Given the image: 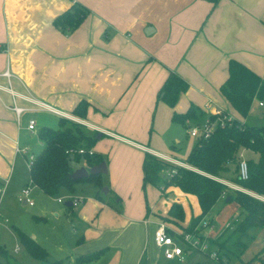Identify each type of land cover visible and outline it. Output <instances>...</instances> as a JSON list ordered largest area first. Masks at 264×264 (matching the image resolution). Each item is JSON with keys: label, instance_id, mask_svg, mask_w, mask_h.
I'll use <instances>...</instances> for the list:
<instances>
[{"label": "crops", "instance_id": "obj_1", "mask_svg": "<svg viewBox=\"0 0 264 264\" xmlns=\"http://www.w3.org/2000/svg\"><path fill=\"white\" fill-rule=\"evenodd\" d=\"M73 3L86 7L89 15L63 35L52 21ZM232 59L264 78V0H220L214 7L203 0H0V188L9 181L15 154L24 156L29 171L23 132L42 149L33 115L71 118L95 135L92 151L105 163L101 180L108 192L106 200L95 190L76 206L65 205L74 194L62 200L70 227L58 231L56 247L63 260L75 264L76 257L102 250L91 264H187L194 251L184 249L181 261L166 260L153 233L172 202L184 212L185 204L196 205L195 216L200 213L197 202L174 187L164 192L150 184L144 188L143 157L160 155L182 165L174 160L179 158V141L173 142L178 124L171 122V114L184 113L190 105L205 115L223 110L246 123L247 117L242 119L219 92ZM170 72L188 83L173 109L156 101ZM81 101L89 105L84 120L70 115ZM13 103L27 110L17 117ZM26 113L30 116L23 120ZM31 119L33 132L27 129ZM190 145L179 159H185ZM241 154L245 160L252 157ZM28 182L18 184V200ZM227 204L220 200L213 207L206 217L211 224L212 211H223ZM204 232L200 235L206 239L219 237L213 229ZM263 234L258 235V251Z\"/></svg>", "mask_w": 264, "mask_h": 264}, {"label": "trees", "instance_id": "obj_2", "mask_svg": "<svg viewBox=\"0 0 264 264\" xmlns=\"http://www.w3.org/2000/svg\"><path fill=\"white\" fill-rule=\"evenodd\" d=\"M212 7L220 0H203ZM89 15V10L78 3H73L67 10L58 15L52 25L61 34L68 35L76 29ZM188 89V83L176 73L170 72L156 94L160 101L173 109L181 93ZM220 94L230 104L232 109L245 119L254 100H264V78L236 60H229L227 77L219 87ZM88 103L81 101L71 111L70 115L84 120ZM222 114L227 112L222 111ZM205 114L190 105L184 113L172 112L171 122L187 129L190 123L199 122ZM211 120L215 117L209 115ZM38 140L42 143L41 151L29 163V181L47 196L53 197L60 190L73 195L79 184H90L97 189L102 188L100 174H90L85 178L73 180L74 168L71 162L83 158L85 167L90 168L103 162L99 155H69V150L84 148L92 149L96 142L95 135L85 133L83 126L64 117L57 118V127L41 126L36 131ZM175 149V146H170ZM247 151L252 157L246 159L247 178L241 180L238 172L240 154ZM185 166L158 158L145 153L142 162V185H153L160 188L174 187L181 194L196 199L200 213L191 218L186 227H180V232L189 234L199 242L206 241L208 245H216L224 249V241L220 237L206 239L200 235L198 224L207 217L213 207L220 201L233 202L238 207V215L231 221L232 233L237 236L236 243L246 248L243 238L248 237L251 230H264V125H248L235 118L223 120V125H217L207 138L195 140L182 162ZM166 172V174H164ZM221 181L229 182L242 189L234 190ZM98 196V193H97ZM72 206L67 207L68 210ZM185 212L180 204H171L167 216L161 217L164 223L179 224L184 220ZM173 235V231L168 230ZM264 235V234H263ZM20 243L28 255L43 264H68L66 260L50 261L48 252L30 236L18 231ZM264 249V248H263ZM220 264H224L227 255L221 256L215 252ZM102 250L75 258V264H91L98 260ZM0 264H17L7 251L0 246ZM253 258L252 260H254ZM227 263V261H226ZM246 264H251L248 261Z\"/></svg>", "mask_w": 264, "mask_h": 264}, {"label": "rangeland", "instance_id": "obj_3", "mask_svg": "<svg viewBox=\"0 0 264 264\" xmlns=\"http://www.w3.org/2000/svg\"><path fill=\"white\" fill-rule=\"evenodd\" d=\"M24 116L25 118L23 117V120H26L30 115L29 113H26ZM32 117L38 121L39 127H57V119L54 116L42 115L37 117V115H33ZM246 124L257 126L264 125V100L262 102L257 100L252 102ZM174 126L173 142L179 141V144L175 145L178 146L177 153L179 158H181L187 153L188 148L191 146L190 144L195 143V140L188 136L185 128L180 125ZM23 140H26V145L29 149L25 156L29 162L30 156H36L41 150L39 147L33 146L36 139H34L32 135L23 132L22 141ZM24 145L25 144L21 143V146ZM179 158L175 157L174 160L182 163L184 159L181 160ZM84 165L85 161L83 158L71 162V166L74 169L84 167ZM180 166L185 165L182 164ZM85 168L88 169L87 167ZM164 174H166V172ZM28 179L29 175L24 156L21 154H15L9 181L6 179L1 182L3 187L0 188V192H2L3 189V193L0 197V246L7 251L11 256V259L17 264H43V262L35 260L28 255L24 246L19 241L18 231H20L30 237L34 236L39 244L42 246L44 245L45 250L50 254V261L64 259V256L57 251L56 247L59 244V241H61V234H59L58 231H61V228L63 229V227L66 228V230H70V227L69 219L64 216L66 207L62 202H57V199H65L66 201L67 192L62 189L57 195L50 197L40 191L37 187L30 185L29 199L32 201L33 205H23L21 200H18L16 197L17 186L20 182L24 180L27 181ZM159 184L160 189L163 192L170 188H164L161 183ZM102 187L107 186L103 184ZM145 187L146 185L144 188ZM95 190L97 191V189L90 184H79L75 187L74 196L78 199H84L83 196L86 197ZM100 197L106 199L107 196L106 194H100ZM171 197H173L172 199H175L174 195H171ZM192 198L195 202L196 199L194 197ZM68 199L72 200L74 198ZM173 203L180 204L177 203V201L172 202V204ZM194 206L191 205L190 207L188 204H185L184 220L178 222L179 224L171 223L170 225L176 230H179V226H186L190 222L192 216H195ZM238 211V207H236L235 203L230 202L226 205V208L223 211H212V224L207 218L203 219L198 224V228L201 232H204V230L207 229L210 230L208 226L211 224L213 233L219 235L220 242L225 240V247L224 249L219 250L216 245H208L206 241H204L202 245L206 246V250H203L202 248L195 250L192 256H189V258L187 256V264H220L219 261H215L207 255L208 252L216 251L219 252L221 256H224L223 254L228 256L227 259H224V264H246L248 261H251V264H264V249L261 247L259 251L257 250L259 248L258 235L261 231L260 229L251 230L248 237L243 238V241L246 244V248L243 249L236 243L237 236L232 233V229L227 228L232 225V222L230 221L234 220L232 218L238 215ZM205 223H207V226H204ZM203 234L205 236L206 232ZM179 244L183 249H186L187 246L184 242L180 241ZM16 246L19 250L14 252ZM253 258L255 259L252 260ZM0 261H3L1 256Z\"/></svg>", "mask_w": 264, "mask_h": 264}, {"label": "built area", "instance_id": "obj_4", "mask_svg": "<svg viewBox=\"0 0 264 264\" xmlns=\"http://www.w3.org/2000/svg\"><path fill=\"white\" fill-rule=\"evenodd\" d=\"M6 77H9L8 72H5L3 74ZM27 102L31 103L32 105L38 107L40 110H46V111H52V108L49 106H46L45 104L41 102H35L34 100H27ZM11 110L16 114L17 117L20 116V114L27 109L17 106L15 103H13ZM223 110L214 109L211 110V112H207L204 119H202L199 122L190 123L187 127V134L190 138L196 140L199 138H207L211 132L216 128L217 125L222 126L223 120H229L231 117L227 114H222ZM209 115H212L215 117L214 120H211L209 118ZM68 118V117H66ZM71 119V118H70ZM36 123L33 119L29 120L27 123V129L31 132L35 130ZM69 155H89L92 156L94 152L92 149L86 150L84 148H77L74 150L68 151ZM156 157L170 161L164 156L157 155ZM32 157L29 158V163L32 161ZM174 163V162H173ZM238 172H239V178L241 180H245L247 178V163L246 160L242 157V154H240V159L238 162ZM29 185H32L31 181L28 182V186L23 188L20 193V200L23 201L25 204L32 206L33 203L29 199V192L30 187ZM234 190H239L240 188L236 186H231ZM1 193V192H0ZM58 202H62L61 199H57ZM82 202L81 199L74 198L71 200V204L73 206H76ZM204 226H207V223L204 224ZM209 229H212L211 225L208 226ZM168 229L164 223H160L158 227L154 230L153 233V241L154 244L160 251L162 252L163 257L166 260H171L177 258L179 261L184 259L185 250L180 246L179 242L182 241L186 244V248L188 250H199L202 248L203 250H206V246L202 245V242H199V240L193 238L189 234H183L182 232H173V235L168 233ZM262 246L264 248V235H263V241ZM19 248L16 246L14 248V252H17ZM207 255L215 260L218 261L217 254L215 252H208Z\"/></svg>", "mask_w": 264, "mask_h": 264}, {"label": "water", "instance_id": "obj_5", "mask_svg": "<svg viewBox=\"0 0 264 264\" xmlns=\"http://www.w3.org/2000/svg\"><path fill=\"white\" fill-rule=\"evenodd\" d=\"M106 173V166L104 162H101L97 165H94L88 169H86L85 167H81L78 169H75L72 174L71 177L73 180H77V179H81V178H85L90 174H105ZM100 192L102 194H106L108 192V188L107 187H102L100 189ZM228 201V198L226 199V202ZM24 203V202H23ZM65 205H72L71 202H65Z\"/></svg>", "mask_w": 264, "mask_h": 264}]
</instances>
